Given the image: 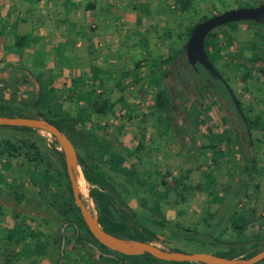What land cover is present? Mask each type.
I'll return each mask as SVG.
<instances>
[{"label":"rangeland","instance_id":"obj_1","mask_svg":"<svg viewBox=\"0 0 264 264\" xmlns=\"http://www.w3.org/2000/svg\"><path fill=\"white\" fill-rule=\"evenodd\" d=\"M262 1L68 0L71 10L83 11L78 17L87 14L91 3L103 14L110 13L80 27L97 37L90 56L102 60L103 84H97L101 90L95 93L97 73L85 81V93H79L82 87L75 84L68 90L67 86L47 90L40 82L42 108L53 117L61 116L75 139L79 130L88 132V137L80 139L85 143L80 147L92 150L99 170L145 221L151 223L152 217L166 221L167 227H155L163 240L158 244L166 248H203L196 239L173 234L176 222L195 229L198 238L213 247L264 232V71L246 65L254 49L264 54V23L240 20L223 25L208 41L210 55L222 76H229L243 115L232 104L222 80L203 66H197V74L187 70L180 77L176 73L180 57H185L183 45L189 31L199 20ZM61 2L0 0V16L4 10L25 16L20 29L26 30L36 15L34 20L45 27L47 18L57 15ZM17 38L22 42L24 35ZM54 48L61 54L62 45ZM58 56V65L66 64L67 58ZM42 57L43 53L38 55V63ZM94 67L99 68L91 66V72ZM22 68V76L15 81L0 78V95H15L20 100L38 92L33 83L23 81L33 72ZM258 70L261 74L255 77ZM110 78L116 82L109 84ZM249 79L250 85L245 84ZM206 81L212 82L213 89L202 87L200 83ZM167 90L170 107L161 108L157 96L160 92L164 98ZM105 100V111L97 112V105ZM196 107L201 111L198 116ZM239 114L253 119L260 115L250 130L251 145L244 137ZM54 139L43 129L0 127V264L7 254H13L18 264H107L100 258L98 263L93 261L97 254L89 246L73 245L72 224L64 225L60 251L58 231L65 216L50 197L64 188L65 178L59 174L61 164L55 150L61 146ZM81 192L96 212L88 182L87 190ZM241 214L253 217L242 232L232 222ZM71 218L85 228L80 219ZM214 237L223 243L209 244Z\"/></svg>","mask_w":264,"mask_h":264},{"label":"trees","instance_id":"obj_2","mask_svg":"<svg viewBox=\"0 0 264 264\" xmlns=\"http://www.w3.org/2000/svg\"><path fill=\"white\" fill-rule=\"evenodd\" d=\"M246 5H253V4H246ZM207 17H204L198 22L206 19ZM247 21L256 24L264 23L253 20H247ZM235 22L237 21H231L223 25H230ZM220 26H217L214 29H212L206 35L205 38L206 53L216 68L217 66L215 63V59L210 55V52L208 50V41L210 37L214 35L215 30ZM191 30L189 31V34ZM17 40L20 42V39ZM183 46L185 50V43ZM254 50L250 58L246 60V65L249 68L257 67L259 68V70L264 71V54ZM219 56L220 54L216 55V57ZM255 61L257 62V64H254ZM258 61H259V65H258ZM198 66H200V64H198ZM18 71L24 72L22 67L17 68L15 70V73H18ZM218 71L221 74L220 79L222 80L223 85L230 90V87L223 78L222 73L220 72L219 69ZM28 75L29 78L27 77L24 80L27 79L33 81L32 83H34L35 86L37 87L40 86L39 77L37 75L31 74L29 72ZM200 76L202 78H205L204 74H200ZM32 78L33 80H31ZM201 85H203L202 87L205 88L207 87L206 89L209 90V85L207 81L203 82V84ZM164 89L166 91V88ZM169 94L167 90V94L163 98L160 96L161 95L160 92L158 93L156 103L159 107L161 108L170 107ZM42 100H43V95L41 93V90H38V92H30L29 95H27V97H22L20 100L15 95H11V97L0 95V114L45 117L48 120L56 123L71 139V141L73 142V144L77 149L78 164L80 165L84 173V176L87 182L89 183V194L95 203L96 213L100 225L112 235L125 240H143V241L155 242L157 244L159 241L162 242L163 240L160 238L159 232L155 227L156 226L167 227L166 221L164 219H157L153 217L151 219V223L145 221L139 215L136 209H134L129 204V202L123 197V195L118 190V188L108 179V177L102 171L99 170L98 164L96 162V158L92 150L87 149L86 146L80 147L82 145H85V143H82L80 139L81 138L85 139L86 137H88L89 136L88 132L85 129L79 130L78 138L75 139L74 136H72L71 133L67 132V130L65 129L63 124L64 119H62L61 116L53 117L51 115V111L42 108ZM107 102H108L107 100L103 101V103L100 102L96 107V111L104 112ZM195 110H196V116H198L201 113L200 107H196ZM240 119L242 121L245 130L244 137L248 141V144L251 145L252 141L250 138V130L253 126H255V124H257L260 121L259 120L260 115H257L253 119V118H249L246 114H244V116H241ZM2 126L4 127L8 126V127H13L16 129H22L27 131L37 129L34 127L24 126V125H0V127ZM231 138H232L231 136H228L229 141L231 140ZM54 143L60 145L58 144V141L56 139H54ZM203 146L204 147L209 146V144H203ZM55 150L58 155V158L60 159V164H61L59 174L65 178V184H64V188L60 189L58 192L55 193V197H53L54 194H52V197H50V201L58 207L61 213L64 214L65 216L64 220L68 221L69 218H71V215H74L76 218L80 219L86 225L80 213L79 207L75 204L73 199L70 182L66 172L65 160L62 149H55ZM249 170H251V167L247 166V171ZM163 182H165V180H163ZM252 220H253L252 215L246 216L244 214H241L239 215L238 219L233 220L232 222H233V226L237 228L240 232H242L248 226V224L252 222ZM86 231L89 235H91L95 239V241L98 244L97 246L99 248L110 250V251H94L97 254V258H95L93 261H95L96 263H98L99 260L98 258H100L107 264H210L202 261L161 259L147 251H144L142 253H135V254L123 253L121 251L112 249L107 245L103 244L102 242H100L96 237L93 236V234L90 232L88 227H86ZM171 231L173 234L179 233L183 236H186L190 240H194V239L198 240V242L202 243L203 246L201 250L212 251L216 254L228 256V257H249L254 253H256L257 251L264 248V232L255 233L250 237H240L238 239L227 241L224 247H219V246L213 247L206 245L207 242L204 239H199L200 238V237L198 238L199 234L195 229L191 227H187L185 225H181L179 222H176L175 225L172 226ZM58 232H59L58 233L59 236L62 237L63 231L60 229ZM76 233L77 231H75L72 236L74 240L72 241V243L74 246L80 247L82 245L83 246L87 245L91 247L88 244V241L90 239L86 235H81ZM10 236L11 235H9V237ZM208 242L209 244L214 242L216 244L219 242L223 243V241H220V239H218L217 237H214L213 240L211 239ZM168 249L185 250L179 246L168 247ZM185 251H189V250H185ZM103 252H107L108 254ZM262 260L253 264H259V262H261ZM1 264H18V263L13 254H7L3 256Z\"/></svg>","mask_w":264,"mask_h":264},{"label":"crops","instance_id":"obj_3","mask_svg":"<svg viewBox=\"0 0 264 264\" xmlns=\"http://www.w3.org/2000/svg\"><path fill=\"white\" fill-rule=\"evenodd\" d=\"M61 3L60 10H57V15L54 17H51L52 15H50L51 18H47V26L44 27L42 21H35L34 19H36V15H33L31 16V23L33 22V25H30L26 30L20 29L22 27L21 24H23L20 21L23 20V22H25V16L22 17L21 14L17 16V14H15L16 12L10 13L6 10L3 11V15L0 16L1 79L5 81L8 79L15 81V79L22 74L20 71L15 73V70L20 67H26L33 73L35 71L36 74H38L39 81L42 82L47 90H50L52 86L54 90L67 86L66 89L68 90L70 84H75V86L78 85V87H82V89H78L79 93H85L86 89L83 88H88L85 81H88V78H90L89 76H96V73L98 74V78H93V85L103 84L100 82L103 73L99 70L102 60L100 57L96 59L94 56H90V48L92 46L94 47V44H96L97 37L93 35L94 33L87 32L86 29L81 30V26L86 27L89 21L108 17L110 16V13L105 12V14H103L102 11H99L96 4L94 5L91 3L89 7L90 9L87 10V14L85 12L82 17H78L83 14V11L71 10V7L67 4L68 0H62ZM63 4L66 5L62 7ZM41 19L43 20V18ZM19 35H24L22 42L21 39L20 42L17 40L19 39L17 38ZM60 45H62L60 51L61 54H58V52H56L57 49L54 47L58 48ZM41 53H43V57L38 63L37 57ZM58 55H63L67 58L66 64L58 65ZM22 57L26 58L25 62H23L24 58ZM96 65H98L99 68L94 67V70L91 72L89 67ZM256 74L259 75L261 73H259L258 70V73L255 72V77H257ZM224 77L228 80L234 93L235 89H233L230 83L229 76L225 74ZM248 77L249 76H246V79H248ZM31 80H33V78ZM115 80L110 78L109 84L116 82ZM23 81L30 82V84L33 82L27 79ZM248 81L249 83L245 84L250 85V79ZM30 84H28V86ZM255 87L256 89L258 88L257 85ZM29 88H31V86H29ZM34 88L38 90L37 86ZM42 89L43 88H41V90ZM209 89H213L212 82L210 83V81ZM100 90V87L97 85L95 93ZM243 95H248V92H244ZM82 190L85 192L87 187Z\"/></svg>","mask_w":264,"mask_h":264},{"label":"water","instance_id":"obj_4","mask_svg":"<svg viewBox=\"0 0 264 264\" xmlns=\"http://www.w3.org/2000/svg\"><path fill=\"white\" fill-rule=\"evenodd\" d=\"M239 20L264 22V1L253 5H240L227 8L196 23L185 43V56L188 62L193 65L198 62L208 70L212 76L220 78L221 74L206 53L205 38L215 27ZM231 98L237 111L243 115L237 97L231 93ZM0 125L30 126L48 131L55 137L63 151L66 172L74 202L79 207L82 218L92 234L108 247L127 254L147 251L161 259L202 261L210 264H253L264 259V248L249 257H228L207 250H173L151 241L125 240L112 235L100 225L97 213L89 207L87 201L84 199L77 180L78 173H82L84 176L78 164L77 149L71 139L56 123L45 117L0 114ZM63 245L64 239H62L61 242V246ZM58 264H61V261H59Z\"/></svg>","mask_w":264,"mask_h":264},{"label":"flooded vegetation","instance_id":"obj_5","mask_svg":"<svg viewBox=\"0 0 264 264\" xmlns=\"http://www.w3.org/2000/svg\"><path fill=\"white\" fill-rule=\"evenodd\" d=\"M184 63H188V64H186V66H184ZM198 64H200V63H195L194 65L193 64H191V63H189L188 62V60H187V58H186V56L184 57H180V59H179V63L177 64L178 65V70H177V74H179V76L181 77V76H183L182 74H184V71L186 72L187 70H189L188 71V74L190 73V72H194L195 74H197L198 72H199V70H198ZM201 65V64H200ZM184 66V67H183ZM198 66V67H197ZM185 75V74H184ZM223 78L225 79V81H226V83L228 84V86L230 87V90L228 89V88H226L227 89V93H228V96L230 97V95H231V93H233V90H232V88H231V86H230V84H229V82H228V80L223 76ZM208 85H209V83H208ZM226 87V86H225ZM234 94V93H233ZM235 95V94H234ZM231 99V101H232V98H230ZM238 99V98H237ZM238 102H239V99H238ZM232 104H234V102L232 101ZM239 105H240V103H239ZM234 106H235V104H234ZM236 108V107H235ZM67 225V224H72V236H73V233L75 232V231H77V233L76 234H81V235H86L90 240L88 241V244L91 246L90 247V251H110V250H106V249H102V248H99L97 245V243L93 240L94 238L91 236V235H89L88 233H86V234H84V232L82 231L83 229H85L86 230V227H88L87 225H85V228H82L81 227V225H80V223L79 222H77L74 218H71V219H69L68 221L67 220H65L64 222H63V226L60 228L62 231H63V228H64V225ZM89 229V228H88ZM87 232V231H86ZM91 232V231H90ZM92 233V232H91ZM94 236V235H93ZM95 237V236H94ZM93 238V239H92ZM62 239H64L65 240V236H64V233H63V235H62V237H61V241H60V251H63V247H64V245L63 246H61V242H62ZM72 240L71 241H74L73 240V237L71 238ZM81 251H83L82 250V248H79ZM103 253H106V254H108L107 252H103Z\"/></svg>","mask_w":264,"mask_h":264},{"label":"bare ground","instance_id":"obj_6","mask_svg":"<svg viewBox=\"0 0 264 264\" xmlns=\"http://www.w3.org/2000/svg\"><path fill=\"white\" fill-rule=\"evenodd\" d=\"M77 180H78V183L80 186V190H81V187H82V189L87 187V182H86L85 178L82 176V174H80V173L77 174Z\"/></svg>","mask_w":264,"mask_h":264}]
</instances>
